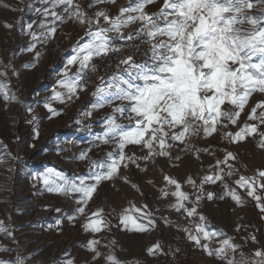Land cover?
I'll return each mask as SVG.
<instances>
[{"label":"snow or ice","instance_id":"6c2138e0","mask_svg":"<svg viewBox=\"0 0 264 264\" xmlns=\"http://www.w3.org/2000/svg\"><path fill=\"white\" fill-rule=\"evenodd\" d=\"M40 3L47 6L35 8L34 12L43 17L38 25L43 31H33L36 21L25 26L31 42L23 51L34 53V62L24 65L25 68L38 64L42 53L36 51L37 44L46 45L56 39L59 25L69 22L79 25L85 29L87 37L76 41L73 54L66 58L63 70L58 73L61 78L56 82L57 88L63 91L53 88L52 95L43 104L48 119L61 114L53 106V101L66 104L79 98V90H86V71H97L92 63L95 57L121 51L113 46L111 33L117 34L121 41L133 42L131 47L139 46L134 43L137 40L149 45L147 52L142 53L149 56L148 60L138 62L134 60L136 54L129 53L120 59L116 74L107 81L99 77L100 84L93 93L102 101L94 107H103L113 100L122 102L113 112L129 121V127L125 128L117 122L115 115L106 117L104 131L94 136L93 142L97 146L100 143L114 144L112 151L101 159L89 157L91 148L82 151L77 159L89 162L86 177L69 180L53 168L47 169L41 176L47 192L73 197L77 204L75 214L86 218L82 225L85 232L95 235L110 227L104 207H96L90 214L86 212L102 182L120 179L140 192L137 184L121 175V167L127 168L129 163L140 168L139 161H143L145 167L142 170L146 171L148 162L156 163L155 158L180 161L182 157H173L168 149L179 144L184 145L181 151L187 152L194 149L192 138L210 137L217 133L230 145L252 142L256 148L264 150V0H163L156 12L147 9L157 0H135L134 3L129 0L128 6L120 7L116 15L103 8L90 15L78 0H40ZM116 3L117 0H93L87 7ZM254 8L260 14H251ZM135 24L139 27L125 34L124 30ZM5 27L11 29L13 25L6 23ZM120 65L125 67L121 69ZM72 67L76 71L70 74ZM11 68L10 64L5 65L4 70H0V77L6 78L7 69ZM12 72L14 76H19L14 69ZM256 93L260 94L259 101L246 112L250 98ZM0 97L5 103H19L5 80H0ZM242 114L245 118L241 121ZM28 123L33 125L34 138L38 139L39 118L32 115ZM75 123L79 125L81 121L77 119ZM230 127L236 130H228ZM129 145L138 146L144 155L137 156L135 152L127 154L125 149ZM0 147L5 149L0 152V164L6 163L5 156L10 160L17 159L7 151L6 146L0 144ZM201 151L209 150L194 149L196 159H199ZM221 151L223 158H217L215 164L206 169L199 183L192 176L186 178L185 183L193 189L191 194L182 190L183 185L178 179L166 174L165 188L159 191L163 198L169 195L175 198L170 207L191 224V227L177 225V228L185 233L194 248L215 257L221 264H264V250L261 249H257L251 258H244L241 252L238 261L236 253L240 245L233 243L232 238L222 230L213 229L208 218L199 211L202 200L211 201L214 198L223 200L230 197L237 207H243L245 201L237 191L241 189L256 202L255 206L264 219V169L256 170L255 175L250 177L239 174L237 154L227 148ZM172 166L177 165L172 163ZM238 174V179L234 181L236 187H230L228 178ZM218 182L224 189L222 195L205 191V185ZM148 183L155 186L152 181ZM169 186L174 190L169 192ZM140 194L143 195L142 192ZM147 207L145 204L142 208L123 209L118 213L117 226L131 233L155 230L156 218L152 212L143 210ZM56 211L59 213L61 209ZM69 218L75 219L76 216ZM164 220L168 224L167 218ZM62 223L57 219L56 226ZM240 227L238 224L236 230L239 231ZM0 234L9 237L12 243H18L13 231L4 226L3 221H0ZM218 237L224 238L219 239V246L213 248L212 242ZM250 239L258 243L255 235ZM115 244L116 241L111 240L103 247ZM100 246V240L95 238L86 243L84 247L91 255L84 264H94L95 261L123 264L113 252H101ZM13 251V248L0 244V253L12 254ZM147 254L156 256L166 253L157 242L147 248ZM29 259L22 252H17L9 259H0V264H28ZM63 264H76V261L68 258L63 260Z\"/></svg>","mask_w":264,"mask_h":264},{"label":"rangeland","instance_id":"374dc122","mask_svg":"<svg viewBox=\"0 0 264 264\" xmlns=\"http://www.w3.org/2000/svg\"><path fill=\"white\" fill-rule=\"evenodd\" d=\"M78 2L90 15L101 8L108 9L111 15H116L120 7L129 4V0H117L115 5L99 4L95 8H88L93 0ZM162 3L163 0H157V3L150 5L147 10L156 12ZM46 6L40 3V0H0V70H4L5 65L12 66L7 69V77H0V80L10 84L11 91L19 100V103H5L0 97V144L17 157L10 160L5 156L6 163L0 164V221L13 231L18 242L12 243L9 237L0 234V244L14 249L12 254L0 253V259H9L17 252H22L30 257L28 264H63V260L68 258L74 259L76 264H84L91 255L84 246L90 239L95 238L101 242V252H113L123 264H168L176 249L187 241L185 233L178 230L177 225L191 227V224L181 213L170 207L175 203L173 196L162 197L159 189L165 188L164 175L178 179L183 185L182 190L191 194L193 189L185 183L186 178L192 176L199 183L200 177L206 174V169L215 164L217 158H223L221 149L227 148L235 152L239 174L249 177L255 175L256 170L264 169V150L256 148L252 142L230 145L217 133L210 137L192 138L194 149L209 150L201 151L199 159H196L194 149L181 151L184 145L177 144L168 150L173 157L180 155V161L170 162L163 157L155 158L156 163L148 162L146 171L142 170L145 167L143 161H139L140 168L129 163L127 168L121 167V175L127 176L131 183L137 184L140 192L120 179L102 182L86 212L90 214L96 207H104L110 227L95 235L85 232L82 225L86 218L75 214L77 204L73 197L47 192L44 190L41 176L49 168L61 172L69 180L88 176L89 162L77 159L79 154L91 148L89 157L101 159L114 147V144L102 143L97 146V143L93 142L94 136L104 131L105 118L115 115L117 122L125 128L129 127V121L120 117L119 113L113 112V109L122 103L120 101L113 100L111 103H105L103 107H94L102 102L99 97L93 95L95 91L92 93V100L79 97L66 104L53 101V106L59 109L61 114L47 118L48 113L43 104L52 95L51 90L57 88L56 82L61 78L58 73L63 70L66 58L73 54L72 48L76 41L80 37H87L85 29L79 25L71 22L59 25L56 39L46 45L37 44L36 51L42 53L38 64L25 68L24 65L34 62V53L23 51L31 42L25 26L36 21L33 31H43L38 27L43 17L35 13L34 9ZM251 14L260 13L254 8ZM6 23L13 27L6 28ZM138 27L139 24L129 26L124 30L125 34L135 31ZM110 35L115 47L127 43L118 39L115 33ZM12 69L19 73L18 77L13 75ZM75 71L76 68L72 67L70 74ZM57 90L63 91L59 88ZM259 99V93L253 94L245 111ZM29 108L32 109L31 112ZM32 115L39 118L38 139L34 138L33 125L28 123ZM244 118L242 114L241 121ZM77 119L81 121L79 125L75 123ZM228 130L236 129L230 127ZM4 151L5 149L0 147V152ZM125 151L127 154L135 152L137 156L144 155V152L134 145H129ZM172 163L177 166L173 167ZM239 174L228 178L230 187H236L234 181L238 179ZM148 181H152L155 186ZM167 190L171 192L174 189L169 186ZM208 190L215 192L217 196L222 195L224 191L220 182L205 185V191ZM237 191L245 201L243 207H237L230 197H225L223 200H202L199 211L208 218V223L213 229L222 230L232 238L233 243L240 245L236 253V259L239 261L241 252L244 253V258H251L257 249L264 250V219L255 206L256 202L248 197L245 191ZM145 204L148 207L143 210L152 212L156 218L155 230L148 233H131L122 231L117 226L119 212L123 209L142 208ZM57 208L61 209L59 213ZM113 208L116 209L115 212L112 211ZM74 215L75 219L69 218ZM164 218H167L168 224H165ZM57 219L63 221L59 227L56 226ZM238 224L241 225L239 231L236 230ZM50 225L52 227H49ZM252 235H255L258 243L251 241ZM223 238L218 237L211 246L218 247V240ZM111 240L116 241L115 246L103 247ZM157 242L166 254L149 256L147 248ZM94 264H101V261H95ZM191 264L221 262L196 250Z\"/></svg>","mask_w":264,"mask_h":264},{"label":"built area","instance_id":"2783aa9c","mask_svg":"<svg viewBox=\"0 0 264 264\" xmlns=\"http://www.w3.org/2000/svg\"><path fill=\"white\" fill-rule=\"evenodd\" d=\"M133 42H127L118 47L121 49L119 53H110L108 56L95 57L92 63L96 66L97 71H86L85 80L87 81L86 90H79L78 96L84 100H92V93L96 91L97 86L100 84L99 77H104L107 81L109 77L118 72L117 65L120 59L127 56L129 53H135L134 60L138 62H144L149 59L148 55L142 53L147 52L149 45L140 43L139 40L134 43L139 45L138 47H131ZM125 66L120 65L123 69ZM179 252H175L169 259L168 264H191L194 259L196 248L188 240L178 247Z\"/></svg>","mask_w":264,"mask_h":264},{"label":"crops","instance_id":"0c3cea01","mask_svg":"<svg viewBox=\"0 0 264 264\" xmlns=\"http://www.w3.org/2000/svg\"><path fill=\"white\" fill-rule=\"evenodd\" d=\"M197 250V252L199 251V249H196Z\"/></svg>","mask_w":264,"mask_h":264}]
</instances>
